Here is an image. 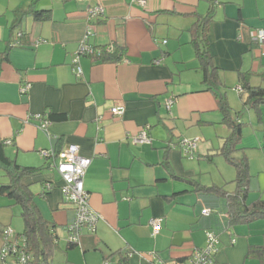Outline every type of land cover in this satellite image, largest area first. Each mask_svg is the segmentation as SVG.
Instances as JSON below:
<instances>
[{
  "label": "crops",
  "instance_id": "1",
  "mask_svg": "<svg viewBox=\"0 0 264 264\" xmlns=\"http://www.w3.org/2000/svg\"><path fill=\"white\" fill-rule=\"evenodd\" d=\"M139 1L0 0V53L7 56L0 65L5 155L21 167L41 169L22 182L29 188L35 185L30 189L34 202L43 219L55 225L57 245L73 210L62 199V180L39 153L58 141L56 150L75 145L81 157L91 160L83 185L101 219L93 234L81 236L78 246L84 253L104 261L120 252L128 254L129 264H189L211 231L219 240L214 264H258L246 256L249 246L263 243L264 223L225 229L222 202L219 213L209 209L210 216L202 215L207 207L189 183L235 189V173L219 156L229 130L216 128L224 126L217 99L202 83L190 43L197 18L209 6L200 0ZM31 6L47 19L35 20ZM96 6L103 15L89 19V9ZM90 29L89 46L121 48L124 57L108 64L81 56L82 76L77 78L70 63ZM261 29L264 0L216 1L207 38L220 79L234 85L239 72L264 71V54L251 41V33ZM18 32L20 45L15 46ZM177 73L187 74L177 82ZM25 84L31 87L22 94ZM236 85L245 124L234 155L248 159L253 179L246 203H251L264 200V107L245 108ZM226 97L237 106L232 94ZM169 99L174 101L167 110ZM117 106L124 107L123 114L111 115ZM35 114L64 119L50 121L43 133L31 118ZM144 127L148 142L133 144ZM197 138L202 141L194 156L186 157L180 141ZM202 174L210 178L203 180ZM5 182L0 171V185ZM16 206L0 195V230L11 228ZM153 219L161 220L155 237Z\"/></svg>",
  "mask_w": 264,
  "mask_h": 264
},
{
  "label": "trees",
  "instance_id": "2",
  "mask_svg": "<svg viewBox=\"0 0 264 264\" xmlns=\"http://www.w3.org/2000/svg\"><path fill=\"white\" fill-rule=\"evenodd\" d=\"M200 1L206 2L209 8L205 16L197 18L193 26L194 35L190 43L195 53L198 69L202 73V83L206 87V91L211 92L217 99L218 109L221 113V124L229 130V135L224 140L219 156L223 157L234 168L235 178L232 182L235 189L233 192H228L223 187L203 186L193 181H189V183L193 186V192L197 196L198 202L208 209L216 210L219 213L222 202L225 214L223 226L228 230L235 225H248L264 221V200L246 203L247 196L251 191L253 176L250 173L247 157L243 155L237 159L234 156L242 139L243 123L230 117V107L224 95L219 91V86L222 84L220 71L213 63L207 38V29L213 22L214 5L217 0ZM30 11L37 21L47 19V16L41 15L33 6H31ZM90 49L91 52L84 56L90 57L94 62L115 64L124 57V50L121 48L113 50L106 46H91ZM6 60L7 56L0 53V65ZM254 76H257L264 83V71L258 74L248 71L238 73V88L241 90L238 93L243 100V106L255 110L264 107V86H253L251 80ZM63 119L64 116L62 115H49L48 117L51 122ZM57 143L54 145L55 149ZM4 148L5 143L0 139V171L2 177L6 179V182L0 185V195L12 200L14 205L20 208V217L24 227L22 233L17 235L24 239L25 251L31 257L30 264H50L54 247L58 243L55 225L43 219L34 202L32 191L29 186L22 182L23 178L38 176L41 169L17 165L14 160L5 155ZM67 246L71 248L77 245L67 244ZM116 256L118 259L115 264H129L128 254H121L120 252H114L105 260ZM246 257L257 260L258 264H264V239L261 245L249 246Z\"/></svg>",
  "mask_w": 264,
  "mask_h": 264
},
{
  "label": "built area",
  "instance_id": "3",
  "mask_svg": "<svg viewBox=\"0 0 264 264\" xmlns=\"http://www.w3.org/2000/svg\"><path fill=\"white\" fill-rule=\"evenodd\" d=\"M141 5H145L144 0H140ZM89 19L103 15V10L100 6L89 9ZM92 35V29L87 30L83 40L80 42L78 49L73 53L71 60V69L74 76L80 78L82 71L80 67L81 56L91 52V46L87 44L88 38ZM21 34L16 35L17 40L14 45L19 46V38ZM251 41L257 46L261 54H264V29L251 33ZM163 44L166 41L162 42ZM159 61L155 62L158 64ZM30 84H25L21 87L20 92L27 94L30 90ZM237 91L241 90L237 88ZM173 99L166 102V109L169 110L173 103ZM124 112V107L117 106L110 110L111 115L121 116ZM37 122V129L43 133H47L50 121L45 119L41 114L31 116ZM148 127H144L137 136L132 138L133 144H145L148 142L147 135ZM49 140L51 138L49 137ZM10 144L11 141L6 142ZM198 139H182L180 147L187 157L192 158L197 148ZM40 156L50 162L52 169L56 171L62 180L60 192L64 203L72 207L73 218L66 225V243L80 244V238L84 234H93L96 231L97 223L101 217L95 213L89 204V195L84 190L83 180L91 160L81 157L79 149L75 145H68L64 149L56 150L50 147L47 150L40 151ZM50 187V186H49ZM48 187V188H49ZM204 216H209V209L205 208L201 211ZM161 220L153 219L150 221L152 226L151 236L155 237L160 231ZM0 264H30L31 257L26 253L24 239L17 234H14L9 228L0 230ZM219 240L214 232L208 231L205 235V244L200 249H195L190 258L189 264H214L215 256L218 253ZM104 264H109L108 260H104Z\"/></svg>",
  "mask_w": 264,
  "mask_h": 264
},
{
  "label": "rangeland",
  "instance_id": "4",
  "mask_svg": "<svg viewBox=\"0 0 264 264\" xmlns=\"http://www.w3.org/2000/svg\"><path fill=\"white\" fill-rule=\"evenodd\" d=\"M258 52L259 54L260 51L258 49ZM184 74H187V73H177L176 77H177V82L179 81V77L180 75L182 76V78H184L186 75ZM221 82L222 84L219 86V91L224 95L225 98H227L226 96H231V94L234 96L233 99H234V103H236V107L234 106L233 102H231V104H229V102L227 101L228 103V106L230 107V117L233 119V120H237L238 119H241L243 125L245 124V122L243 121L242 117H243V111L242 109L239 107V97L237 95V93L235 92L236 90V87L238 84V80H236V82L234 83V85L232 84H229L228 81L227 82H224V80L221 79ZM252 85L254 86H264V84L261 83L260 79L257 78V77H253L252 78ZM243 127V126H242ZM217 129L218 128H226L224 126H221L220 125H217L216 127ZM199 139V142L200 143L202 140L200 138H197ZM235 156V155H234ZM237 157V156H236ZM207 163V162H206ZM230 168H232L233 172L235 173L234 171V168L229 165ZM234 177V176H233ZM201 179L203 180H208L210 178V174H202L200 176ZM211 184V183H209ZM35 185H31V187L33 189H35L34 187ZM40 186V184L38 185ZM211 186V185H209ZM30 187V189H31ZM229 189H231L230 187H228L226 190L229 191ZM38 197V196H37ZM15 212H14V216H13V225L10 227H7L9 228L10 230L13 231L14 234H21L22 233V230H23V220L22 218L19 216V213H20V208L18 206L15 207ZM13 209V208H12ZM13 212V211H12ZM7 214H9V211H5L3 212V215L4 217L7 216ZM7 218V217H6ZM259 222H262L264 223V221H259ZM253 224V223H252ZM252 224H248V225H252ZM248 225H244V226H248ZM238 226V225H236ZM15 229V230H14ZM66 231L65 229H61L60 230V233H59V244L58 245H55L54 247V252H53V256H52V260L50 262V264H104V261L102 260V258L100 259H94L95 256L92 252H83L79 246H76L74 249H71V250H68L66 251ZM0 245H1V240H0ZM115 261H112V260H109V264H114Z\"/></svg>",
  "mask_w": 264,
  "mask_h": 264
}]
</instances>
